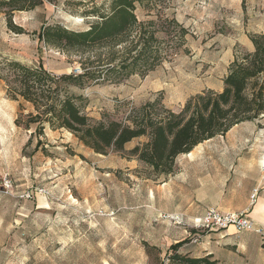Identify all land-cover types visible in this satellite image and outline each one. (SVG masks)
Here are the masks:
<instances>
[{"label": "rangeland", "instance_id": "374dc122", "mask_svg": "<svg viewBox=\"0 0 264 264\" xmlns=\"http://www.w3.org/2000/svg\"><path fill=\"white\" fill-rule=\"evenodd\" d=\"M109 1L0 10V264H189L208 254L219 264H264V114L178 154L168 174L130 155L146 136L96 153L66 129L32 137L34 125L17 122L31 108L9 95L6 62L53 76L106 66L108 46L65 50L47 45L41 30L86 28ZM143 4L137 16L153 20L164 58L144 75L72 85L95 121H124L158 98L178 111L195 94L220 91L233 62L253 50L250 37L264 33V0ZM37 139L46 152L34 149Z\"/></svg>", "mask_w": 264, "mask_h": 264}, {"label": "trees", "instance_id": "16d2710c", "mask_svg": "<svg viewBox=\"0 0 264 264\" xmlns=\"http://www.w3.org/2000/svg\"><path fill=\"white\" fill-rule=\"evenodd\" d=\"M144 1L110 0L108 12L93 11L98 19L83 29L58 23L42 28L43 41L50 46L75 51L108 46L110 57L106 66L84 67L78 74L53 76L41 65L6 62L9 95L18 100L19 109L31 108L17 122L27 127L34 125L32 137L43 134L45 128L66 129L94 152L107 153L110 149L122 150L125 143L146 136L144 142L129 150L130 155H136L154 172L168 174L173 171L178 154L189 152L237 123L264 114V33H261L250 37L253 50L233 62L220 91L195 94L178 111L166 108L158 98L131 109L124 121H95L88 116L77 103L83 99L82 95L69 92L72 85L90 84L102 76L110 79L111 75H144L164 58L153 20H140L137 16V8ZM41 3L42 0H0V10L8 13L27 10ZM117 54L119 62L114 63ZM41 145V139H37L34 149L44 152ZM184 261L219 264L211 259V254L186 257Z\"/></svg>", "mask_w": 264, "mask_h": 264}, {"label": "built area", "instance_id": "2783aa9c", "mask_svg": "<svg viewBox=\"0 0 264 264\" xmlns=\"http://www.w3.org/2000/svg\"><path fill=\"white\" fill-rule=\"evenodd\" d=\"M218 220H220L223 224H226L228 221L232 220L230 217H225L224 219H221L220 217H214Z\"/></svg>", "mask_w": 264, "mask_h": 264}, {"label": "bare ground", "instance_id": "6f19581e", "mask_svg": "<svg viewBox=\"0 0 264 264\" xmlns=\"http://www.w3.org/2000/svg\"><path fill=\"white\" fill-rule=\"evenodd\" d=\"M263 208H264V206H263Z\"/></svg>", "mask_w": 264, "mask_h": 264}]
</instances>
